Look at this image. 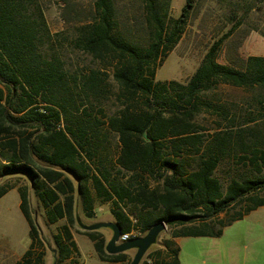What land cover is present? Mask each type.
I'll use <instances>...</instances> for the list:
<instances>
[{"label":"trees","instance_id":"trees-1","mask_svg":"<svg viewBox=\"0 0 264 264\" xmlns=\"http://www.w3.org/2000/svg\"><path fill=\"white\" fill-rule=\"evenodd\" d=\"M196 1L186 0L179 16L170 18L168 3L143 0L148 42L140 45L119 29L114 0H93L70 45L111 70L120 106L107 115L102 106L110 94L107 72L90 67L69 74L51 48L58 36L50 33L40 1L0 0V178L26 176L46 223L66 221L53 236L55 264H66L77 253L71 228L80 225L79 205L93 218L97 201L110 204L121 235L139 225L145 233L164 221L171 238L146 256L151 264H180L177 238L218 237L223 228L264 206V150L243 156L253 174L232 178L224 188L216 177L220 155L202 150L196 122L202 107L210 108L200 96L217 85L264 88V56H249L242 67L219 63L231 28L209 47L186 83L156 80ZM220 115L225 118L223 110ZM110 133L118 139L113 157L105 147ZM219 135L213 146L222 152L229 134ZM123 172L130 175L126 182L118 177ZM149 180L157 186L150 189ZM11 189L0 188V198ZM16 189L31 238L16 264H44L45 243L28 191ZM82 234L101 261L130 263L126 253L107 254V239L98 231Z\"/></svg>","mask_w":264,"mask_h":264},{"label":"rangeland","instance_id":"rangeland-1","mask_svg":"<svg viewBox=\"0 0 264 264\" xmlns=\"http://www.w3.org/2000/svg\"><path fill=\"white\" fill-rule=\"evenodd\" d=\"M39 1L50 33L58 36L56 43L50 47L56 50L69 74L80 73L90 67H98L107 72L110 94L102 100V106L105 114L115 113L120 102L116 98L118 86L111 70L103 68L90 56L74 50L70 45L74 27L90 16L93 0ZM114 2L119 29L131 41L146 45L148 34L144 22L143 0ZM159 2L168 3V16L177 18L186 0ZM231 28L233 32L222 44L217 57L219 63L242 67L247 57L264 56V0H197L181 39L157 69L156 80L186 83L209 47ZM200 97L205 104L210 105V108L202 107L196 117V122L200 126L199 134L203 140L202 150L215 149L220 155L221 162L216 170V177L225 188L232 178L240 179L253 174L244 166L243 162L246 160L241 161L243 156L252 153V149L264 150V88L244 89L220 84ZM76 101L79 103L77 97ZM220 110L224 111L225 118L224 115H220ZM240 130L243 132L239 134ZM227 133L228 138L220 152L213 146L217 143L216 134H221L219 138H222ZM105 147L111 157L117 153L116 135L112 133L108 135ZM129 176V173L123 172L118 177L121 182H126ZM25 177L11 175L0 178V188H14L0 198V264H16L31 244L29 225L19 207L20 195L16 189L18 187H25L28 191L32 217L45 243L42 250L45 257L48 256L47 264H54L56 245L53 236L66 221L61 220L54 225L46 223L44 211ZM156 186L153 180H149L150 189ZM110 207V204L97 201L94 217L87 218L79 205L80 224L88 226L96 223H114ZM138 210L136 207L134 211ZM125 211H128V208H125ZM132 218L135 223L136 218ZM71 231L75 238L77 253L72 261L66 264H108L99 259L93 242L82 234L84 230L77 222ZM97 231L106 239L112 236V230L108 227ZM133 231L135 238L143 237L148 232L144 233L140 225ZM171 232L166 225L165 230L159 234L156 244L149 248L140 264H151L146 256L161 248L162 242L171 238ZM176 244L180 264H211L210 258L213 255L215 257L222 255L223 260L238 259L245 260L247 264H264V206L223 228L218 237H179ZM135 252L134 249L126 252L130 262Z\"/></svg>","mask_w":264,"mask_h":264},{"label":"water","instance_id":"water-1","mask_svg":"<svg viewBox=\"0 0 264 264\" xmlns=\"http://www.w3.org/2000/svg\"><path fill=\"white\" fill-rule=\"evenodd\" d=\"M80 227L83 230L89 232L97 231L100 228L105 227L110 228L112 230V236L105 244L106 253L109 255H116L120 253H126L127 251L134 249L136 252L129 264H140L142 258L145 256L149 248L156 244L158 236L165 230L166 224L164 221H159L149 229L145 236L130 239L120 244L117 243L121 236V229L115 223H96L88 226L80 224Z\"/></svg>","mask_w":264,"mask_h":264},{"label":"crops","instance_id":"crops-1","mask_svg":"<svg viewBox=\"0 0 264 264\" xmlns=\"http://www.w3.org/2000/svg\"><path fill=\"white\" fill-rule=\"evenodd\" d=\"M113 222V221H112ZM111 237L109 236V238L107 239V241L110 239ZM75 240V238H74ZM245 246H244V250H245ZM51 259H52V256H50ZM48 256L45 257V264H47L48 262ZM211 264H247V262L245 260H235V261H232V260H223V256L222 255H218V257L216 256H212L211 258ZM52 261V260H51ZM52 263V262H51Z\"/></svg>","mask_w":264,"mask_h":264},{"label":"built area","instance_id":"built-area-1","mask_svg":"<svg viewBox=\"0 0 264 264\" xmlns=\"http://www.w3.org/2000/svg\"><path fill=\"white\" fill-rule=\"evenodd\" d=\"M134 238H135L134 231H132L131 233L123 234L120 236L117 244L126 242V241H128L130 239H134Z\"/></svg>","mask_w":264,"mask_h":264}]
</instances>
